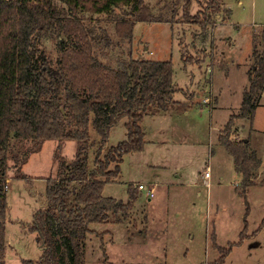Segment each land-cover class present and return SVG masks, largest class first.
<instances>
[{"label": "rangeland", "instance_id": "rangeland-1", "mask_svg": "<svg viewBox=\"0 0 264 264\" xmlns=\"http://www.w3.org/2000/svg\"><path fill=\"white\" fill-rule=\"evenodd\" d=\"M146 2L155 12L163 5L161 0ZM183 3L177 23L137 21L132 44L115 33V16H128L129 5L115 7L111 15L88 10L76 16L96 34L111 38L95 46L96 56L107 65L117 68L131 57L172 60L173 98L190 103L187 110L173 106L144 117V150L124 157L120 176L103 194L127 203L129 184L138 188L144 183L155 185V196L148 199L146 191L138 189L140 197L128 215L110 213L107 223L92 224L95 231L84 240L85 264H214L221 256L218 245L228 247L240 240L248 206V236L234 246L224 264H264V225L253 235L264 220V90L252 118L233 119L231 137L249 139L262 159L246 196L239 187L243 176L218 139L230 116L241 110L254 51L263 47L264 0H223L206 30L182 20ZM200 8L193 3L191 13ZM61 42L71 43L64 34L41 41L54 64L64 53ZM125 123L126 118L114 126L106 151L127 138ZM32 144L12 139L13 152L21 158ZM58 144L45 141L20 171L11 156L7 264H24L23 259L38 260L42 255L36 233L30 231L34 214L46 208L47 178L57 177L61 161H72L79 148L77 140L63 141L60 149ZM95 151L88 152L91 166ZM19 173L27 178L16 177Z\"/></svg>", "mask_w": 264, "mask_h": 264}, {"label": "trees", "instance_id": "trees-1", "mask_svg": "<svg viewBox=\"0 0 264 264\" xmlns=\"http://www.w3.org/2000/svg\"><path fill=\"white\" fill-rule=\"evenodd\" d=\"M161 1L163 5L155 12L146 0H0V264H7L11 156L20 171L29 155L39 152L47 140H57V149L65 140L79 142L73 160L61 161L58 176L47 178L46 208L35 212L30 226L42 255L38 260L23 259L24 264H85L84 240L95 231L90 226L107 223L110 213L128 215L139 199L133 184L128 187L127 203L104 196V188L118 179L127 154L144 150L146 128L142 121L146 115L173 106L187 110L190 103L173 98L172 60L131 57L120 67L107 65L96 56L95 46L100 39L110 42L111 38L106 33L96 34L95 28L76 16L88 10L111 15L115 7L129 5L128 16H115V33L132 44L137 21L177 23L182 1V20L203 30L223 4V0H205L207 5L201 0ZM193 3L203 8L192 14ZM62 34L71 43L61 42L64 53L54 64L41 41ZM261 39L263 47L254 51L241 110L230 116L218 138L243 176L239 187L245 196L262 159L251 149L249 139H233L231 134L234 118L254 116L264 90V26ZM124 118L127 138L106 151L112 129ZM12 139L33 143L26 156L13 152ZM93 148L91 166L88 152ZM16 177L27 178L21 173ZM249 211L248 206L240 240L228 247L218 245L221 256L214 264H224L234 246L248 236ZM263 225L264 220L253 235Z\"/></svg>", "mask_w": 264, "mask_h": 264}, {"label": "built area", "instance_id": "built-area-1", "mask_svg": "<svg viewBox=\"0 0 264 264\" xmlns=\"http://www.w3.org/2000/svg\"><path fill=\"white\" fill-rule=\"evenodd\" d=\"M210 176V173H209V171H206L205 172V177H209ZM138 189L139 190H144V191H146V195H147V197L149 198V199H151L152 197H154L155 196V187L153 186V185H148V184H144V183H140L139 185H138Z\"/></svg>", "mask_w": 264, "mask_h": 264}, {"label": "crops", "instance_id": "crops-1", "mask_svg": "<svg viewBox=\"0 0 264 264\" xmlns=\"http://www.w3.org/2000/svg\"><path fill=\"white\" fill-rule=\"evenodd\" d=\"M216 96L218 97V93H216ZM217 100H219V97L217 98ZM197 101H198V100H197ZM197 101L195 100V102H197ZM216 104H217V103H216ZM216 104H214L213 107H215ZM213 109H214V108H213ZM200 110L202 111V107H200ZM186 113L188 114L189 112L186 111ZM148 131H150V129H148L147 132H148ZM209 177H211V176H209ZM209 177H208V178L206 177V179H207V184H209ZM151 185H153V184H151ZM153 186L155 187V185H153ZM155 191H156V188H155ZM146 196H147V195H146ZM147 198H148V197H147ZM148 199H149V198H148Z\"/></svg>", "mask_w": 264, "mask_h": 264}]
</instances>
